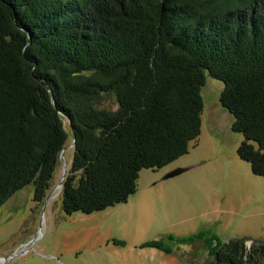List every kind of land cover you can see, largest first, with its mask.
<instances>
[{
  "label": "trees",
  "instance_id": "16d2710c",
  "mask_svg": "<svg viewBox=\"0 0 264 264\" xmlns=\"http://www.w3.org/2000/svg\"><path fill=\"white\" fill-rule=\"evenodd\" d=\"M206 73L264 177V0H0V207L32 184L44 202L74 139L65 216L126 203L200 137Z\"/></svg>",
  "mask_w": 264,
  "mask_h": 264
},
{
  "label": "rangeland",
  "instance_id": "374dc122",
  "mask_svg": "<svg viewBox=\"0 0 264 264\" xmlns=\"http://www.w3.org/2000/svg\"><path fill=\"white\" fill-rule=\"evenodd\" d=\"M223 89V82L206 74L200 137L170 165L143 170L136 194L126 203L65 216L62 189L55 188L64 174L61 161L48 202L34 200L33 184L16 193L0 207V264H217L214 255H189L172 241L198 235L223 249L231 241H245L238 245V258L264 264V253L252 250L254 244L264 247V177L255 176L238 156L243 136L233 131L234 117L220 103ZM111 104L117 109L115 99ZM70 145L64 153L69 169ZM155 242L172 252L151 246ZM202 244L198 239L187 248Z\"/></svg>",
  "mask_w": 264,
  "mask_h": 264
},
{
  "label": "flooded vegetation",
  "instance_id": "af4514ba",
  "mask_svg": "<svg viewBox=\"0 0 264 264\" xmlns=\"http://www.w3.org/2000/svg\"><path fill=\"white\" fill-rule=\"evenodd\" d=\"M198 239L203 240L204 245L202 244L198 247L191 246L190 248H187L189 245H191ZM172 241L175 243L176 246L178 245L179 247H182L183 250L186 249V251L184 252L190 253L189 255H193V254L202 255L203 254L202 256H206V259L208 258V256L214 255L216 257L217 264H220L221 255L226 250V248L223 249V247L217 248L219 246V243L216 240H212L211 238H205L204 236H200V235H198L195 239H187V240L172 239ZM162 246L165 249L162 251L168 254L172 252V250L170 248H167L164 244H162Z\"/></svg>",
  "mask_w": 264,
  "mask_h": 264
},
{
  "label": "water",
  "instance_id": "95a60500",
  "mask_svg": "<svg viewBox=\"0 0 264 264\" xmlns=\"http://www.w3.org/2000/svg\"><path fill=\"white\" fill-rule=\"evenodd\" d=\"M207 74V73H206ZM221 96V95H220ZM52 101L53 103L55 104V100L54 98L52 97ZM221 103V102H220ZM75 144H76V140L74 139L73 142L71 143V145L69 147H72L73 149L75 148ZM68 147V148H69ZM66 149H64L60 155V161L61 163H63L64 165V174H63V177H62V180L60 181V183L55 187V188H63V184H64V181L68 175V172H69V168H68V165L65 164V157H64V153H65ZM192 167H188V168H180V169H176L170 173H168L164 178H163V181L165 180H168V179H171V178H174V177H177L179 175H182L183 173H186L188 172L189 170H191ZM51 194H52V191L47 195V198H46V202H48L50 200V197H51Z\"/></svg>",
  "mask_w": 264,
  "mask_h": 264
},
{
  "label": "bare ground",
  "instance_id": "6f19581e",
  "mask_svg": "<svg viewBox=\"0 0 264 264\" xmlns=\"http://www.w3.org/2000/svg\"><path fill=\"white\" fill-rule=\"evenodd\" d=\"M68 165V164H67Z\"/></svg>",
  "mask_w": 264,
  "mask_h": 264
}]
</instances>
